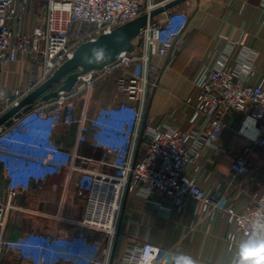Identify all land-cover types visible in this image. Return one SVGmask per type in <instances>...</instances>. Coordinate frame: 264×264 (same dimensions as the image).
I'll list each match as a JSON object with an SVG mask.
<instances>
[{
	"label": "built area",
	"instance_id": "1",
	"mask_svg": "<svg viewBox=\"0 0 264 264\" xmlns=\"http://www.w3.org/2000/svg\"><path fill=\"white\" fill-rule=\"evenodd\" d=\"M33 0H0V75L3 68L18 57H28L29 67L39 73L38 81L45 80L57 67L70 58L75 48L84 41L94 40L99 34L110 32L158 5L153 0H46L43 21L29 32L23 30L25 15L31 11ZM259 7L263 14L264 0ZM162 19L153 17L133 39V50L122 52L116 61L102 69L82 73L71 91H58L57 96L42 101L9 126H0V166L7 181V200L0 201V252L3 246L17 252L31 264H54L67 256L68 240L77 250L88 245L87 253L71 264H111L112 242L122 205L128 191L137 187L143 194L168 192L178 204L185 195L194 197L212 212L221 211L239 232L249 231L250 222L264 216V186L251 201L237 210L225 196L204 192L186 170L193 165L206 147H215L226 118L236 111L244 113L238 130L261 151L264 164V76L257 84L246 83L255 71L248 56L238 61V67L227 65L236 47H243L246 33L228 39V48L215 66H206L196 80L199 89L189 126L177 130L169 123L152 125L148 118L151 89L158 84L160 70L152 62L154 56L171 57L187 24L171 10ZM159 15V14H158ZM17 24L14 30L11 23ZM71 28H74L73 30ZM121 71L115 78L112 101L106 111L90 119L95 142L106 155L113 157L112 172H104L76 163V150L66 152L52 140V132L60 122L73 121L70 100L82 91L90 94L94 83L103 76ZM27 93L15 89L9 97L0 87V100L9 102L3 114ZM50 108V109H49ZM64 109V112L61 110ZM206 116L205 128L196 122ZM85 113L81 118V125ZM254 129L253 137L247 135ZM250 145L234 157L233 169L240 175L250 174L247 160ZM142 155L137 156L139 150ZM66 169L81 173L78 190L85 194L86 203L81 227L101 231L109 241L90 242L82 233L42 235L29 232L18 240H5L11 198L28 189L32 180H43L48 174ZM234 234L228 239L234 243ZM167 250L151 242L127 248L118 264H163Z\"/></svg>",
	"mask_w": 264,
	"mask_h": 264
},
{
	"label": "crops",
	"instance_id": "2",
	"mask_svg": "<svg viewBox=\"0 0 264 264\" xmlns=\"http://www.w3.org/2000/svg\"><path fill=\"white\" fill-rule=\"evenodd\" d=\"M170 0H153L161 4ZM261 0H188L176 6L187 9V24L171 57L154 56L152 62L160 70L158 84L151 89L148 102V118L152 125L169 123L177 130H185L193 114L199 89L196 80L206 67L215 66L228 48V39L246 33L243 47H236L227 65L238 67V61L248 56L253 59L254 74L246 83L257 84L264 76V22L259 7ZM46 0H33L31 11L25 15L22 28L29 32L43 21ZM173 10V9H172ZM166 13L156 15L162 19ZM11 26L17 29V24ZM72 30L74 28H71ZM116 71L97 80L88 94L80 92L70 100L73 121H60L52 132V140L62 150H76V163L104 172H112L113 157L106 155L95 142L90 119L107 110L112 101ZM39 73L29 67L28 57L18 59L3 68L0 87L8 95L12 90L30 91L38 85ZM50 109V108H49ZM64 112V109L61 110ZM85 119L81 125V118ZM244 113L230 114L222 128L215 147L202 150L197 161L186 172L194 177L204 192L225 196L237 210H242L264 186V164L260 148L239 134ZM208 118L197 119L199 130L206 126ZM254 129L247 135L253 137ZM246 145L252 169L249 175L238 174L232 167L234 157ZM139 150L137 156L142 155ZM81 173L66 169L48 174L43 180H32L27 190L11 198L5 230V240L24 237L29 232L42 235L82 233L90 242L106 244L109 238L101 231L81 227L78 222L85 211V194L79 193ZM7 181L0 166V201L7 200ZM234 234V243L244 234L236 224L229 223L221 211L212 212L194 197L185 195L181 204L168 192L143 194L135 187L127 192L112 242L111 264H118L125 250L134 244L151 242L168 253L183 252L193 256L197 264H231L234 243L228 239ZM0 264H31L17 252L6 246L1 248ZM54 264H71L61 259Z\"/></svg>",
	"mask_w": 264,
	"mask_h": 264
},
{
	"label": "water",
	"instance_id": "3",
	"mask_svg": "<svg viewBox=\"0 0 264 264\" xmlns=\"http://www.w3.org/2000/svg\"><path fill=\"white\" fill-rule=\"evenodd\" d=\"M186 0H170L158 5L149 12L99 34L94 40L81 42L72 56L57 67L45 80L28 91L17 104L0 115V126H9L14 119L30 110L37 100L48 101L57 96L58 91L72 90L82 73L102 69L117 60L122 52L133 50V39L140 30L156 15L170 11Z\"/></svg>",
	"mask_w": 264,
	"mask_h": 264
},
{
	"label": "clouds",
	"instance_id": "4",
	"mask_svg": "<svg viewBox=\"0 0 264 264\" xmlns=\"http://www.w3.org/2000/svg\"><path fill=\"white\" fill-rule=\"evenodd\" d=\"M67 256L79 261L87 253L88 245L77 250L65 242ZM163 264H197L196 259L183 252L168 253L162 257ZM231 264H264V216L250 222L249 231L234 243Z\"/></svg>",
	"mask_w": 264,
	"mask_h": 264
},
{
	"label": "rangeland",
	"instance_id": "5",
	"mask_svg": "<svg viewBox=\"0 0 264 264\" xmlns=\"http://www.w3.org/2000/svg\"><path fill=\"white\" fill-rule=\"evenodd\" d=\"M186 1H188V0H186ZM185 2V1H184ZM177 6V5H176ZM176 6H174L173 8H171V10L173 9V11H175V12H177L179 15H180V17H182V18H184L186 15H187V13L189 12V6H187V9L185 10V9H177L176 8ZM41 83V82H40ZM37 85V84H36ZM35 85V86H36ZM35 86H33L32 88H34ZM31 88V89H32ZM13 91V90H12ZM22 91V90H21ZM28 92V91H27ZM10 97V96H9ZM9 101L7 100H5V99H3V100H0V110H3L5 107H6V105H7V103H8ZM42 105V101L41 100H37V102H36V105H35V107H37V106H41ZM38 108V107H37Z\"/></svg>",
	"mask_w": 264,
	"mask_h": 264
}]
</instances>
